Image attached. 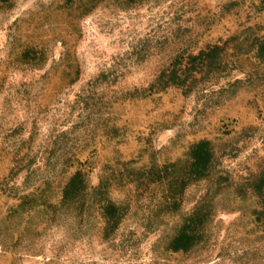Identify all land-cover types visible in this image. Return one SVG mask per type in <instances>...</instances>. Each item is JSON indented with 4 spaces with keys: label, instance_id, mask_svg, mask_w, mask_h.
Listing matches in <instances>:
<instances>
[{
    "label": "rangeland",
    "instance_id": "rangeland-1",
    "mask_svg": "<svg viewBox=\"0 0 264 264\" xmlns=\"http://www.w3.org/2000/svg\"><path fill=\"white\" fill-rule=\"evenodd\" d=\"M262 7L0 0V264H264Z\"/></svg>",
    "mask_w": 264,
    "mask_h": 264
},
{
    "label": "trees",
    "instance_id": "trees-1",
    "mask_svg": "<svg viewBox=\"0 0 264 264\" xmlns=\"http://www.w3.org/2000/svg\"><path fill=\"white\" fill-rule=\"evenodd\" d=\"M264 12V7H262L261 12ZM260 57L264 58V38L262 43L259 46ZM219 56V48L218 46L209 47L206 50L201 51L195 57H189V63L184 69H180L179 64L169 73H165L160 81L159 86H162V89L168 87H177L184 88L189 85L190 79L194 76V74L198 73V71H202V69H207L216 63V59ZM178 63V62H177ZM152 90L154 87L151 88ZM191 157H192V169L190 171V175L194 178H203L207 175L208 171L213 162V154L210 149V145L208 142L202 141L197 143L191 148ZM78 177V176H77ZM264 186V179L262 181ZM72 194L77 195L80 190L77 187V184H72ZM190 225H187L176 237L171 245V249L174 252L186 251L188 250L194 243V238L190 235Z\"/></svg>",
    "mask_w": 264,
    "mask_h": 264
}]
</instances>
